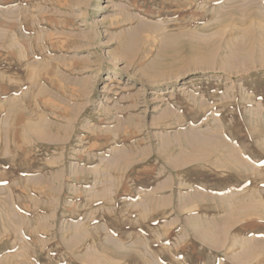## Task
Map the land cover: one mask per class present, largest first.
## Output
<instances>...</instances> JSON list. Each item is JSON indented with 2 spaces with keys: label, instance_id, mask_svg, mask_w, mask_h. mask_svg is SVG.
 Instances as JSON below:
<instances>
[{
  "label": "rangeland",
  "instance_id": "374dc122",
  "mask_svg": "<svg viewBox=\"0 0 264 264\" xmlns=\"http://www.w3.org/2000/svg\"><path fill=\"white\" fill-rule=\"evenodd\" d=\"M0 264H264V0H0Z\"/></svg>",
  "mask_w": 264,
  "mask_h": 264
},
{
  "label": "bare ground",
  "instance_id": "6f19581e",
  "mask_svg": "<svg viewBox=\"0 0 264 264\" xmlns=\"http://www.w3.org/2000/svg\"><path fill=\"white\" fill-rule=\"evenodd\" d=\"M235 159V158H234Z\"/></svg>",
  "mask_w": 264,
  "mask_h": 264
}]
</instances>
